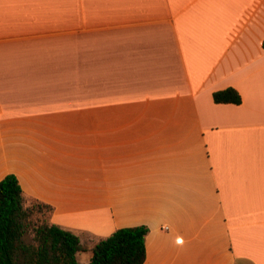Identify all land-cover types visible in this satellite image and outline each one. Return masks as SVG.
Returning a JSON list of instances; mask_svg holds the SVG:
<instances>
[{
    "label": "crops",
    "instance_id": "obj_1",
    "mask_svg": "<svg viewBox=\"0 0 264 264\" xmlns=\"http://www.w3.org/2000/svg\"><path fill=\"white\" fill-rule=\"evenodd\" d=\"M8 173L89 247L264 264V0H0Z\"/></svg>",
    "mask_w": 264,
    "mask_h": 264
},
{
    "label": "trees",
    "instance_id": "obj_2",
    "mask_svg": "<svg viewBox=\"0 0 264 264\" xmlns=\"http://www.w3.org/2000/svg\"><path fill=\"white\" fill-rule=\"evenodd\" d=\"M217 103L242 102L239 91L226 87L213 92ZM34 200L31 205L28 200ZM53 206L36 198H26L15 173L0 180V264H80L77 253L92 251L88 264H144L147 257L146 225L117 228L99 239L92 247L83 244L77 234L58 224L33 223V213ZM28 231L33 241L24 238Z\"/></svg>",
    "mask_w": 264,
    "mask_h": 264
},
{
    "label": "rangeland",
    "instance_id": "obj_3",
    "mask_svg": "<svg viewBox=\"0 0 264 264\" xmlns=\"http://www.w3.org/2000/svg\"><path fill=\"white\" fill-rule=\"evenodd\" d=\"M32 203H34V200L31 199V201L28 200L27 204L31 205ZM32 217H33V223L35 224H39L46 220L50 222V214H49V211L45 207L42 210H36L33 213ZM24 238L27 242H32L33 241L32 231H28L25 234ZM91 257H92L91 250L80 251L77 253V260L80 264H88L91 260Z\"/></svg>",
    "mask_w": 264,
    "mask_h": 264
}]
</instances>
